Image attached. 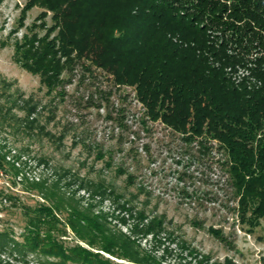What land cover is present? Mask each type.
Segmentation results:
<instances>
[{"label": "trees", "instance_id": "trees-1", "mask_svg": "<svg viewBox=\"0 0 264 264\" xmlns=\"http://www.w3.org/2000/svg\"><path fill=\"white\" fill-rule=\"evenodd\" d=\"M33 6L44 11L32 28L44 34L14 41L16 64L38 75L47 93L61 87L62 74L78 65L84 73L91 75L94 68L114 85L132 87L149 120L205 151L213 145L220 149L239 222L249 230L259 225L264 218V0H28L21 26ZM30 108L26 124L35 123ZM33 189L43 201L22 206L19 239L8 228L0 231V264H28V257L33 264H122L109 256L160 264L141 255L134 240L111 232L102 214L80 210L42 183ZM156 226L145 225L141 234ZM67 230L79 242L67 244ZM204 262L206 255L198 264Z\"/></svg>", "mask_w": 264, "mask_h": 264}, {"label": "rangeland", "instance_id": "rangeland-1", "mask_svg": "<svg viewBox=\"0 0 264 264\" xmlns=\"http://www.w3.org/2000/svg\"><path fill=\"white\" fill-rule=\"evenodd\" d=\"M27 1L0 3V231L20 238L22 206L43 201L33 189L42 183L80 210L105 216L111 232L160 264H198L205 255L207 264H264V218L251 230L239 222L218 147L205 151L149 120L133 88L114 85L100 70L90 75L78 65L47 93L38 75L13 61L15 40L44 34L32 28L41 22L38 6L20 25ZM44 20L49 26L50 14ZM26 104L35 108L33 124H26ZM154 224V232L141 234ZM66 242L79 241L67 230Z\"/></svg>", "mask_w": 264, "mask_h": 264}]
</instances>
